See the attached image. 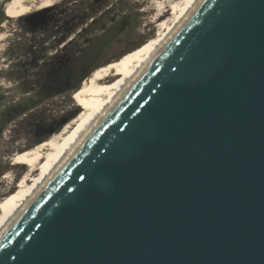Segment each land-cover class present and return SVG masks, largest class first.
I'll use <instances>...</instances> for the list:
<instances>
[{
    "label": "water",
    "instance_id": "1",
    "mask_svg": "<svg viewBox=\"0 0 264 264\" xmlns=\"http://www.w3.org/2000/svg\"><path fill=\"white\" fill-rule=\"evenodd\" d=\"M0 264H264V0H195L3 223Z\"/></svg>",
    "mask_w": 264,
    "mask_h": 264
},
{
    "label": "rangeland",
    "instance_id": "2",
    "mask_svg": "<svg viewBox=\"0 0 264 264\" xmlns=\"http://www.w3.org/2000/svg\"><path fill=\"white\" fill-rule=\"evenodd\" d=\"M53 1V5H60L62 8V3L66 2L64 6L71 7V4H67V2H72V0ZM101 1L98 8L92 11H82L85 13L82 16H87L84 20L81 16L79 20L70 23V32L64 36L60 43L67 44L68 42L66 50L70 54V65L79 59L78 51L80 49H84L87 54L96 48L93 57L86 63V67L90 65L93 67L81 76L75 88H65L60 91L52 90L51 67L48 64V51L55 48L61 49L60 45L51 44L52 40H48L47 35L41 36L40 32L32 34L27 28L25 29L19 22L23 15L11 17L6 14L7 16H4L7 19L4 18V26L0 27V35L2 34L0 38V67L2 70L0 69V71L3 72H0V83L2 86H6L0 102V121L4 120L2 116L5 115L11 121H7L0 134V210L17 188V184L27 168L16 159L17 154L23 149L53 136L64 127L65 123L71 121L72 117L79 113L83 106L76 96L77 89L92 70L99 65L133 55L141 46L150 43L157 37L159 31L166 32L167 26L173 24L172 21L167 23L165 29L161 26L163 18L171 17V10L167 6L171 0ZM159 1L166 4L165 9L168 11L161 18L157 17ZM6 2L7 0H3L1 5ZM77 3L78 1L74 4ZM79 3L81 4V1ZM88 3H90L89 0H83L80 7L85 6L86 8ZM74 8L77 9L72 13L77 14L79 7ZM96 17H98V22H91L92 18L97 21ZM69 39L70 41H68ZM37 42L44 50L42 55H38L36 58L27 52L30 49L32 52L33 45H36ZM48 42L49 44H47ZM13 49L18 53L16 55L17 62L25 63L27 68L17 71V73L14 70L9 74L4 70L6 66L1 63H8L7 60L2 61V58L9 57L7 51L11 52ZM33 58L35 66L31 67L28 63ZM12 105L16 107L14 111L10 109ZM36 130L37 135L41 137L38 140H34ZM12 141H14L13 147Z\"/></svg>",
    "mask_w": 264,
    "mask_h": 264
},
{
    "label": "bare ground",
    "instance_id": "3",
    "mask_svg": "<svg viewBox=\"0 0 264 264\" xmlns=\"http://www.w3.org/2000/svg\"><path fill=\"white\" fill-rule=\"evenodd\" d=\"M195 0H171L167 6L171 10L168 19H162L163 29L150 43L141 46L133 55L124 59L111 61L99 65L77 89L76 96L82 103L78 114L53 136L20 151L16 159L27 166L25 173L19 180L17 188L8 198L7 203L0 210V228L6 219L24 201L34 188L48 173L64 151L75 141L78 132L84 128L94 115L108 102L124 83L140 68L143 62L153 53L155 46L165 37L175 22L193 5ZM53 0H7L4 8L11 17H20L33 8L52 5ZM164 2L157 3V17L161 18L168 12ZM173 24L165 25L169 22ZM2 34L0 35V38Z\"/></svg>",
    "mask_w": 264,
    "mask_h": 264
},
{
    "label": "flooded vegetation",
    "instance_id": "4",
    "mask_svg": "<svg viewBox=\"0 0 264 264\" xmlns=\"http://www.w3.org/2000/svg\"><path fill=\"white\" fill-rule=\"evenodd\" d=\"M76 1H78V3L74 4ZM79 1H81V4L83 3V0H72V2H67V4H71V7H65L64 5L66 2L62 3L63 8L60 7V5H53L54 3L53 2L52 5L50 6H46L42 8H33L31 9V11H29L27 14L23 15L19 19L21 25H23L25 29L27 28L30 31V33L33 34L40 32L41 36L47 35L48 36L47 39L52 40L51 44L56 43V45H60L61 49L55 48L54 50L48 51L49 54L48 64L51 67L50 71L52 74L51 85H52V90L54 91H60L65 88H75L78 85L81 76L84 75L93 67V65L86 67L87 66L86 63L91 57H93V53L95 52V50H97L96 48H94L92 51L87 52V54H85L84 49H80L78 51L79 59H76L75 61H73V64L70 65L69 64L70 54L66 50L68 46V42L67 44L65 43L60 44L63 41L62 39L64 38V36H66L70 32L71 29L70 23H72V21L79 20V18H81V16L85 14L82 11L84 10L92 11L93 9L98 8L102 2L101 0H89L90 3H88V6L85 8V6L80 7L81 4L79 3ZM4 5H0V27L4 26L3 25L4 24L3 21L5 18L4 16L8 15L4 8ZM76 6L79 7L78 8L79 10H77V14H73L72 11L77 9L74 8ZM61 8L62 10H60ZM86 17L87 16L84 17L82 16V19L84 20ZM94 18L91 19V22L94 21L95 23L98 22V17H96L97 21ZM35 36L38 37L36 34ZM68 41H70V39ZM47 44H49V42ZM33 47L34 50H32V52L31 49L29 52H27L29 55L33 54V56H35L36 58L38 55H42L44 49H42L38 45V42L36 43V45H33ZM7 53L9 57L2 58V61L7 60L8 63H1L2 65L6 66L4 69L6 73L8 72L9 74L13 73L12 71L14 70L17 73V71H22L23 69L27 68L26 67L27 65L25 63L23 64L22 62L21 63L17 62L16 59V55L18 54L17 50L13 49L11 52L10 50H8ZM10 58L12 59L10 60ZM28 64L31 67H34L35 66L34 58L30 60ZM0 69L2 70V67H0ZM5 86H2L0 83V102L4 95L3 90ZM10 109L14 111L16 107L12 105ZM2 118L4 120L0 121V134L3 132V129L7 121H11L7 119L6 115L2 116ZM35 133L36 134L34 140L40 139L41 137L37 135V130L35 131ZM12 142H13L12 143V147H13L14 141Z\"/></svg>",
    "mask_w": 264,
    "mask_h": 264
},
{
    "label": "trees",
    "instance_id": "5",
    "mask_svg": "<svg viewBox=\"0 0 264 264\" xmlns=\"http://www.w3.org/2000/svg\"><path fill=\"white\" fill-rule=\"evenodd\" d=\"M126 18H127V15L125 16V19H126ZM121 24H122V23H121ZM103 30H104V27H103ZM139 45H140V44H139ZM139 45H137V46H139ZM137 46H136V47H137ZM137 48H138V47H137ZM128 51H129V50H128ZM126 52H127V51H126ZM124 53H125V52H124ZM124 53H123V54H124Z\"/></svg>",
    "mask_w": 264,
    "mask_h": 264
}]
</instances>
